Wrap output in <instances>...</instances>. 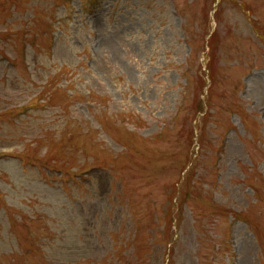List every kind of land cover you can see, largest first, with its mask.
Here are the masks:
<instances>
[{"label": "rangeland", "instance_id": "obj_1", "mask_svg": "<svg viewBox=\"0 0 264 264\" xmlns=\"http://www.w3.org/2000/svg\"><path fill=\"white\" fill-rule=\"evenodd\" d=\"M0 264H264V0H0Z\"/></svg>", "mask_w": 264, "mask_h": 264}]
</instances>
